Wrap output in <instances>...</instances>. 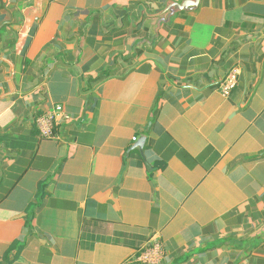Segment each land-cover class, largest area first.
<instances>
[{"label":"crops","instance_id":"0c3cea01","mask_svg":"<svg viewBox=\"0 0 264 264\" xmlns=\"http://www.w3.org/2000/svg\"><path fill=\"white\" fill-rule=\"evenodd\" d=\"M192 4L0 0V264H264V0Z\"/></svg>","mask_w":264,"mask_h":264},{"label":"built area","instance_id":"2783aa9c","mask_svg":"<svg viewBox=\"0 0 264 264\" xmlns=\"http://www.w3.org/2000/svg\"><path fill=\"white\" fill-rule=\"evenodd\" d=\"M238 80V69H233L227 77L223 79L220 84L221 91L224 96H229L232 90L235 88ZM62 110L61 106H57L56 114ZM54 112H49L38 119V126L41 130L43 137H53L55 135V118ZM155 236V235H154ZM156 237V238H155ZM152 237L149 241V245L146 246L139 257V260L145 264H158L161 258V243L158 236Z\"/></svg>","mask_w":264,"mask_h":264},{"label":"water","instance_id":"95a60500","mask_svg":"<svg viewBox=\"0 0 264 264\" xmlns=\"http://www.w3.org/2000/svg\"><path fill=\"white\" fill-rule=\"evenodd\" d=\"M197 2H198V0H194V5L192 4V5H190V7H194V6H196L197 5ZM182 6V8H184V7H186L185 5H181ZM144 140V139H143ZM143 140H141V143H140V147H142V143L144 142ZM143 141V142H142Z\"/></svg>","mask_w":264,"mask_h":264}]
</instances>
